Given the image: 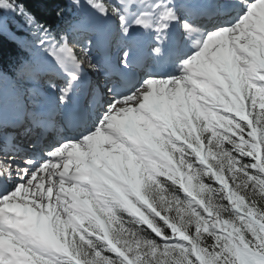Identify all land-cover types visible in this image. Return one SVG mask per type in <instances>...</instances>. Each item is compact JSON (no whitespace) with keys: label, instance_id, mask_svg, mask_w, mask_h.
<instances>
[{"label":"snow or ice","instance_id":"6c2138e0","mask_svg":"<svg viewBox=\"0 0 264 264\" xmlns=\"http://www.w3.org/2000/svg\"><path fill=\"white\" fill-rule=\"evenodd\" d=\"M0 264H264V0H0Z\"/></svg>","mask_w":264,"mask_h":264},{"label":"trees","instance_id":"16d2710c","mask_svg":"<svg viewBox=\"0 0 264 264\" xmlns=\"http://www.w3.org/2000/svg\"><path fill=\"white\" fill-rule=\"evenodd\" d=\"M56 2L63 3L64 0H56ZM45 16H46V18L51 19V16H52V8L51 7H49L47 12L45 13ZM41 22H43V21H41Z\"/></svg>","mask_w":264,"mask_h":264}]
</instances>
